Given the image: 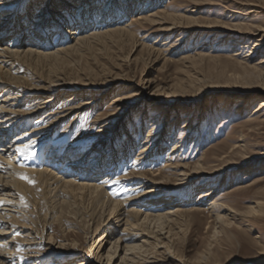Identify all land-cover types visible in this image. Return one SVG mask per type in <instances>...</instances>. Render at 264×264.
I'll return each mask as SVG.
<instances>
[{
  "label": "rangeland",
  "instance_id": "obj_1",
  "mask_svg": "<svg viewBox=\"0 0 264 264\" xmlns=\"http://www.w3.org/2000/svg\"><path fill=\"white\" fill-rule=\"evenodd\" d=\"M107 1H109V5ZM117 1L122 2V0ZM139 1L136 0L134 4H131L133 13H124L126 15L123 14V18L120 16L123 10L115 9L114 6L111 8V12H113V18H111L113 20L108 19V16H104L101 12L103 11L102 8L105 4L109 8L112 0H100L97 4L99 8L96 11L93 12L90 8L86 13L87 15L84 16L83 11L80 10L77 13L78 15H73L75 18L72 16L68 21L75 22V19H78L79 16L80 22L83 23H81L83 29L80 34L89 33L90 31L95 32L96 29V32H102V30H112V27L118 29L126 25L129 26L132 17L138 14V16H145L150 12L159 10L164 11L162 15L166 17L167 21H171L175 17L179 19L176 22L183 27H189V29L186 28L179 36L178 41L175 42L173 41L176 36L174 33H162V37L157 40L156 36L159 34L156 32L157 26L150 27L134 23L135 25L132 24L128 27L133 34V40L131 41L117 34L102 44L93 46L90 52H86L87 54H72L65 57L62 59L63 61L61 60L62 62L60 61L62 70H59L58 73L76 79L77 82L72 86L77 89H83L85 84H94V88L89 89L90 91L97 92L99 95L106 94L103 100L99 102V107L70 114L65 120L56 125L53 133L50 129V132L44 131L39 136L40 132H37L36 129L40 126H47L44 123L47 115H49L48 118L55 112H57V115H66V111L78 102L76 100L75 102H69L67 98L54 100L55 102L52 103L48 111L42 114V121H39L40 117H33L31 120L28 118L27 124L21 120L15 126L17 131L12 136L9 134L11 140H14L23 129L28 132L32 131V137L33 133L37 132L26 143L30 147V140L36 138L42 144H33V147L30 148L32 151L26 148L24 152L28 151V155L41 152L37 157H42L45 162L49 159L48 161H51L52 164L58 162L55 160L57 159V153L55 154L56 158L53 157L54 160L52 157L47 159L45 156L55 151L61 153L63 149L71 148L75 152V149L79 148V151L84 152L89 146H92L91 144L98 138L97 136H100L98 134L100 127L95 123V119L101 113L114 112L109 107V101L119 94L117 89L126 88L122 91L123 95L128 96L132 93L136 96L127 105L124 112H120L116 117L110 119L113 120L111 126L107 127L108 131L102 135H107L105 139H109L113 134V139L121 137V140H123L127 137L126 135L132 134L133 153L127 166L124 161L121 162L122 165H118L120 168L116 170L114 175L116 177L112 180L111 184L113 185L110 188H115V184H122V180L115 182L117 178L122 179L124 175L126 176V174L128 175L135 170L132 162L135 159H140L136 158V155L137 157L139 155L137 150L140 146L142 147V142L145 140L148 131L155 128L156 124L160 126L162 120L169 123L171 129L167 128L164 131L163 126L165 124H162V129L155 131L152 135L159 132L164 134L163 151L158 153L159 155H151L149 157L151 158L150 163L140 164V171L138 172L149 174L164 171L166 165L169 164L168 160L192 167L197 165L198 162L203 165L201 166L203 173L192 174L194 178L187 180V183L179 182L178 185L165 186L168 192L165 195L166 198L187 193L190 197L189 200L193 203L189 202L182 208L189 210L195 204H199V210L188 215L184 214L183 217L177 219L179 220V226H175V231H173L175 238L173 237L172 250L176 260L167 258L169 261L159 264H264V259L261 260L259 256L261 245L255 243L264 239V215L257 220L245 219V222H241L240 229H236V226L233 225L234 232L239 233L241 230H249L247 234L248 241L243 240V243L238 245L223 241L224 238H222L221 233V235L213 233L215 227L212 214L205 211L208 202L212 198H218L219 203L227 204L242 215L247 212V208L253 206L257 201L261 202V206L264 208V122H262L264 121V110L257 118H255L256 115L253 116L252 114L256 110L259 101L262 100L260 96L264 93V89L252 84L248 76L250 65L248 66L245 63L249 53L252 54L250 55L252 58L254 56L251 65L263 62L264 47L254 51H252V46L251 48L249 46L245 49H238V51L237 49H231L234 38L242 37L245 35L244 32H247L244 29L253 31L256 36L254 40L264 38V0ZM90 3H93V1L90 0ZM138 5H142V7ZM49 6L44 8V16L51 17L54 15L55 8L50 7L49 9ZM132 7L134 8L132 9ZM10 9L15 12L17 7L12 5ZM48 10L51 13H48ZM187 11L192 13L188 14ZM85 25H87V28H84ZM238 26L243 31H235L239 29ZM62 38L57 37V35L51 38L48 36L50 42L53 41L52 43H54L56 41L58 47H62ZM166 40L172 41L173 46H175L169 53L164 50L170 44L161 46L162 42ZM252 42L254 41L252 40L250 43ZM6 43V41L3 42L2 46ZM149 48L153 51L156 50L151 52ZM232 50L234 51L232 52ZM236 53L241 54L236 56ZM183 56L192 58L180 61ZM250 56L249 58H251ZM241 100L248 103L246 111L244 109L241 111L236 110L237 103ZM246 100L249 102H246ZM23 101L25 100L23 99ZM23 103L27 112L32 111L38 103L41 104L40 100H38V103L35 101V104L34 102L32 104L27 103V101ZM188 115L190 117L187 119ZM249 120H254V123L251 124ZM123 125L127 126L124 131H122ZM187 125L189 127L185 128ZM187 129H190V131L186 132ZM7 138V136L3 137V142L0 140L1 143L7 141ZM72 144H75V146ZM111 144L109 143V145ZM150 144H153V142L151 141ZM57 145L58 147H55ZM172 146H178L175 150L176 153L173 149L170 150ZM25 156L17 162L21 164ZM221 157L222 159H220ZM124 158L123 156L121 159L124 160ZM172 174L174 172L168 170L163 175H168L170 182L174 184V175ZM123 182L125 181L123 180ZM139 185L137 184V186ZM134 187L136 188V186ZM30 188L34 190V197L32 196L30 201L33 202V199H36L41 202V190L32 184H30ZM121 188L123 189L124 185ZM231 190L234 191L231 192ZM127 191L125 187L122 190L125 193L119 199L128 200L131 198L130 196L134 195L132 192L130 193V190ZM200 192L209 193V197H206L202 203H200L201 201L196 203ZM31 202L27 198L21 208L30 211ZM42 211H40L41 215L44 213L43 209ZM33 212L35 213L34 210ZM33 212H30L29 218L37 220V216ZM235 222L237 225L240 223ZM68 226L69 228L74 227L70 224ZM72 229L76 234L78 229L71 228L70 230ZM13 233V236L17 238L22 236L19 228H16ZM47 234L60 237L59 226L51 225L47 229ZM76 235L80 237L79 244L84 247L90 243L89 239L85 241L82 234ZM101 235L102 232L99 236ZM6 238L0 236V241ZM17 247L18 245L13 252L16 251ZM24 250L22 247L18 248L17 256L14 254L17 259L14 258L15 261L11 264H54L52 262L55 259L62 258V254H64L63 251L56 250L53 253L50 252L48 256L40 258V262H34L35 260L28 258L34 255L41 256L42 253L44 255L46 245L43 243L33 245L30 250H27L33 253H29L28 258V254L22 253ZM93 252L97 251L94 249ZM138 264L142 263L138 262Z\"/></svg>",
  "mask_w": 264,
  "mask_h": 264
},
{
  "label": "bare ground",
  "instance_id": "obj_2",
  "mask_svg": "<svg viewBox=\"0 0 264 264\" xmlns=\"http://www.w3.org/2000/svg\"><path fill=\"white\" fill-rule=\"evenodd\" d=\"M92 1L93 3H90V0H0V140L2 141L5 136L8 137L3 144L0 141V202H2L0 204V236L8 238L0 241V264H11L14 262L20 247L25 249L22 253L28 254V258L30 256L29 253H33L27 250H30L33 245L40 243L46 245L44 255L43 253L41 256L37 254L38 256H30L28 259L40 262V258L58 250L63 251L64 254H62V258L55 259L52 262L54 264L164 263L169 261V259H175L172 250L173 237L175 238L173 231H175V226H179V220L177 219L183 217L184 214L188 215L199 210V204L197 205L195 202V205L192 206L193 208H189V210L182 208L189 202L193 203V201L189 200L190 197L187 193L166 198L165 195L168 192L165 186L170 184L178 185L179 182L187 183V180L194 178L192 174H202L201 166L203 165L200 162L192 167L168 160L169 164L166 167L164 166V171L149 174L138 172L140 171V164L150 163L151 158L149 157L151 155L154 154L156 156L163 151L164 134L161 132L152 134L157 130H161L162 124H165L163 126L164 131L167 128L171 129L170 124L165 122V120H162L160 126L156 124L155 128H151L148 131L145 140L142 142V147L140 146L139 150H137L139 155L138 157L136 155V158L140 159H135L132 162L135 170L128 175L126 174V176L124 175L122 179L117 178L115 182L122 180V184L114 183L115 188H110L113 185L111 184L112 180L116 177L114 176L115 172L120 168L118 165L124 161L127 166L133 153L132 134L126 135L127 137L123 140H121V137L113 139V134L109 139H105L107 135H102L108 131L106 128L111 126L113 120L110 119L116 117L120 112H124L127 105L136 96L132 93L128 96L123 95L122 91L126 88L117 89L119 94L110 99L109 107L114 112L101 113L95 119V123L100 127L98 132L100 136H97L98 138L91 144L92 146H89L84 152L79 151V148H76L75 152L71 148H66L61 153L55 151L52 154L48 153L50 156L44 155L47 159L56 158L55 154L57 153V159L55 160L58 162L52 164L51 161H48L49 159L45 162L42 157H37L41 152L38 154L34 152L31 155H28V151L24 152V149L32 148L33 144L41 143L35 138V140H30L29 144L31 146H28L26 142L32 137V131L28 132L23 129L14 140H11L12 134L17 131L15 126L21 120L27 124L28 118L31 120L33 117H40L41 119L43 117L42 114L48 111L52 103L55 102L54 100L67 98L69 102H75V100L78 102L74 104L75 106L71 103L72 107L66 111V115H57V112H55L48 118L49 115L46 114L44 123L47 126H37L39 128L36 129L37 132H40L39 136L42 132H47L50 129L53 133L56 125L65 120L70 114L82 112L88 108L99 107V102L103 100L106 94L99 95L97 92L90 91L89 89L94 88V84H85L83 89H77L72 86L77 82L76 79L65 77L63 74L58 73L59 70H62L60 61L65 57L72 54L78 55L90 52L93 46H98L117 34L131 41L133 40V34L128 27L134 23L150 27L157 26L156 32L159 33L156 36L157 40L162 37V33H174L176 34L173 40L175 42L178 41L179 36L182 35L186 28L189 29V27H183L176 22L179 19L175 17L172 18V22L167 21L166 17L162 15L164 11L158 10L152 13L149 11L150 13L145 16H138V14L132 17L130 20L131 24L123 28L113 29L112 27V30H102V32H96L97 29L95 28V32L88 31L89 33L80 34L83 29L81 28L83 23L80 22L79 16L78 19H75V22L68 21V19L72 18L73 15L76 16L80 10L83 11L84 16L87 15L86 13H88L87 11L90 8H92L93 12L96 11L99 8L97 4L100 0ZM135 1L122 0L119 3L117 0H112L109 8H107L109 2L107 1L101 12L104 16H108L107 18L109 19L113 13L111 8L114 6L115 9L123 10L122 15L120 14L123 18L127 13H133L131 4H134ZM137 2L140 1L137 0ZM12 5L17 7L15 12L10 9ZM48 6L49 9L50 7L55 8L54 15L51 17L44 16L43 13L45 12L44 8ZM138 6L142 7V5ZM82 7L83 9H81ZM48 11V13H51L50 10ZM33 12L35 13L32 14ZM186 13L190 14L192 12L187 11ZM105 26L103 27L106 28ZM84 28H87V25ZM238 28L235 31H243L240 26ZM244 30L247 31L244 32V36L234 38V42L231 43V49H237L238 51V49H245L249 46L251 48L252 46V51H254L264 47L263 37L261 40H254L256 36L253 31ZM56 35L60 38L63 37L61 39L63 40L61 43L62 47H58L56 41L52 43L53 41L50 42L48 39V36L51 38ZM252 40L254 42L250 43ZM5 41L7 43L2 46ZM166 44L170 45H167L168 48L164 50L165 52L169 53L175 48L172 41L167 40L162 42L161 46ZM150 50L151 52L153 51V49ZM240 54L236 53V56ZM250 55L252 54L249 53L247 55L248 59L245 61L248 66L250 65L248 76L252 84L264 89V61L251 65L254 61V56L252 58ZM191 58L183 56L180 61L190 60ZM260 97L262 100L259 101L256 110L252 113L253 116L256 115L255 118L264 110V93ZM38 100L41 102L40 105ZM26 101L31 104L33 102L35 104V101H37L38 104L33 107L32 111L27 112L23 103ZM246 102L249 101L246 100ZM247 107L248 103H245V100H241L237 103L236 110L241 111L244 109L246 111ZM189 117L190 115L187 116V119ZM40 119L39 121H42ZM249 121H251V124L254 123V120ZM187 127L189 126H185V128ZM126 128L127 126L123 125L122 131L126 130ZM187 131H190V129H187ZM37 132L33 133V137ZM150 137L151 139H149ZM151 141L153 144H150ZM109 143L112 144L109 145ZM55 147H58V145ZM177 148L178 146H172L170 150L173 149L175 152ZM30 151L32 150L30 149ZM24 155H26L25 158L19 164L20 162L18 163L17 160L21 161ZM123 156L125 157L124 160L121 159ZM168 170L174 172L172 174L174 175V184L170 182L168 175H163ZM21 176H27L35 182V187L41 190V202L36 199H33V202L30 201V198L34 197V190L30 188L29 183L20 178ZM137 184L141 185L137 186ZM123 185L126 190H130V193L134 194L133 196L129 195L131 198L128 200L119 199L125 193L122 192L124 190V188H121ZM138 191L141 192L139 193ZM197 197L196 203L200 201L202 203L206 197H209V193L200 192ZM27 198L32 204L30 211H25L21 208ZM208 203L205 211H209L212 214L215 227V232L213 233H221L223 235L222 238H224L223 241L231 244L241 245L243 240L248 241L247 234L249 230H241L242 232L240 231L239 233L234 232L233 225L234 227L236 226V229H240V224L245 222V219L257 220L264 215V208L261 206V202L258 201L247 208V212L244 215L238 213L239 211H235L227 204H223V202L219 203L218 198H212ZM42 209L44 213L41 215L40 211L43 212ZM30 212L37 216V220L29 218ZM235 221L240 223L237 225ZM68 224L74 226L71 228L78 229L76 234H82L85 241L89 239L90 243L85 247L79 244L80 237L73 232V229L70 230L71 228H69ZM51 225L59 226L60 237L47 234V229ZM16 228L20 229L21 237L13 236ZM101 232L102 235L99 236ZM186 233L188 232L186 231ZM255 243L261 245L259 256L263 260L264 239ZM16 244L18 247L13 252L17 246ZM94 249L97 252H93ZM69 257L72 258L70 259Z\"/></svg>",
  "mask_w": 264,
  "mask_h": 264
},
{
  "label": "snow or ice",
  "instance_id": "obj_3",
  "mask_svg": "<svg viewBox=\"0 0 264 264\" xmlns=\"http://www.w3.org/2000/svg\"><path fill=\"white\" fill-rule=\"evenodd\" d=\"M20 178L23 179V180H25L29 184H32V185L35 184V182L31 178H29L27 176H21ZM0 204H2V202H0Z\"/></svg>",
  "mask_w": 264,
  "mask_h": 264
}]
</instances>
